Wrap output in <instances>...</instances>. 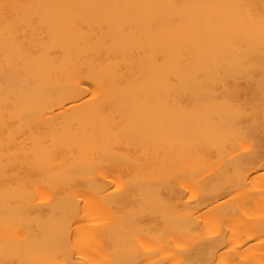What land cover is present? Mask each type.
I'll use <instances>...</instances> for the list:
<instances>
[{"label": "bare ground", "instance_id": "1", "mask_svg": "<svg viewBox=\"0 0 264 264\" xmlns=\"http://www.w3.org/2000/svg\"><path fill=\"white\" fill-rule=\"evenodd\" d=\"M0 264H264V0H0Z\"/></svg>", "mask_w": 264, "mask_h": 264}]
</instances>
